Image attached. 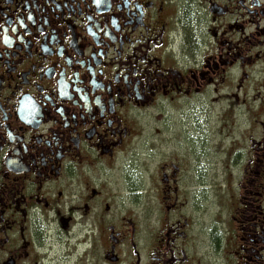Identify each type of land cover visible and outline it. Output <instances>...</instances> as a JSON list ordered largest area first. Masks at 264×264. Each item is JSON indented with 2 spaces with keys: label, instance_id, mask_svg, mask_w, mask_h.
Returning a JSON list of instances; mask_svg holds the SVG:
<instances>
[{
  "label": "flooded vegetation",
  "instance_id": "1",
  "mask_svg": "<svg viewBox=\"0 0 264 264\" xmlns=\"http://www.w3.org/2000/svg\"><path fill=\"white\" fill-rule=\"evenodd\" d=\"M72 236L264 264V0H0V264Z\"/></svg>",
  "mask_w": 264,
  "mask_h": 264
},
{
  "label": "rangeland",
  "instance_id": "2",
  "mask_svg": "<svg viewBox=\"0 0 264 264\" xmlns=\"http://www.w3.org/2000/svg\"><path fill=\"white\" fill-rule=\"evenodd\" d=\"M152 119L149 118V124L151 123ZM153 186H148V190L151 191ZM74 239L72 240L71 247H67V249L61 250L58 246L55 247L52 252H58L54 253V262H52L50 259L45 264H88L87 260H84L83 258L78 257L79 256V250L77 248L78 240L76 237L72 236ZM68 242V240H67ZM53 254V253H52ZM76 255V257L74 255Z\"/></svg>",
  "mask_w": 264,
  "mask_h": 264
}]
</instances>
